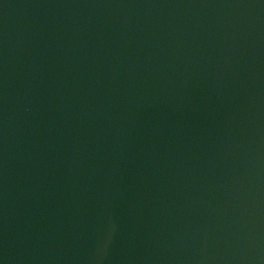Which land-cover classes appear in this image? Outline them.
Segmentation results:
<instances>
[{
    "label": "water",
    "instance_id": "obj_1",
    "mask_svg": "<svg viewBox=\"0 0 264 264\" xmlns=\"http://www.w3.org/2000/svg\"><path fill=\"white\" fill-rule=\"evenodd\" d=\"M0 264H264V0H0Z\"/></svg>",
    "mask_w": 264,
    "mask_h": 264
}]
</instances>
